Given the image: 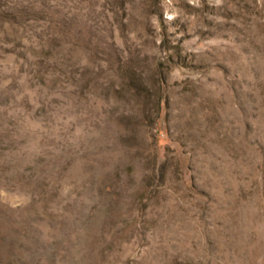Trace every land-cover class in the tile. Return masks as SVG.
Wrapping results in <instances>:
<instances>
[{"label": "rangeland", "instance_id": "374dc122", "mask_svg": "<svg viewBox=\"0 0 264 264\" xmlns=\"http://www.w3.org/2000/svg\"><path fill=\"white\" fill-rule=\"evenodd\" d=\"M0 264H264V0H0Z\"/></svg>", "mask_w": 264, "mask_h": 264}]
</instances>
